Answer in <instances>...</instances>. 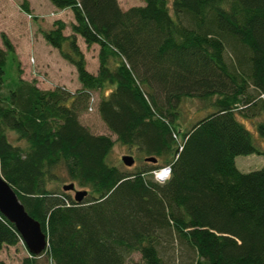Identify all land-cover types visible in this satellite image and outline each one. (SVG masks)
I'll use <instances>...</instances> for the list:
<instances>
[{
  "label": "trees",
  "instance_id": "trees-1",
  "mask_svg": "<svg viewBox=\"0 0 264 264\" xmlns=\"http://www.w3.org/2000/svg\"><path fill=\"white\" fill-rule=\"evenodd\" d=\"M47 1L72 12L70 34L56 19L42 36L75 67L79 88H40L22 77L5 33L0 45V171L47 235L46 249H26L21 264H126L134 252L167 264L168 238L193 251L192 264H264V166L235 164L264 156V0L127 9L118 0ZM20 7L31 15L27 2ZM78 37L98 46L95 73ZM93 92L110 134L80 121ZM188 98L205 101L206 114L180 132ZM115 142L157 161L121 170L108 162ZM166 165L169 177L156 180L152 171ZM66 178L87 188L81 201L49 187ZM20 241L0 213V249Z\"/></svg>",
  "mask_w": 264,
  "mask_h": 264
},
{
  "label": "rangeland",
  "instance_id": "rangeland-1",
  "mask_svg": "<svg viewBox=\"0 0 264 264\" xmlns=\"http://www.w3.org/2000/svg\"><path fill=\"white\" fill-rule=\"evenodd\" d=\"M27 2L30 14L21 9L20 4ZM122 9H127L134 5L143 4L142 0H118ZM142 2V3H141ZM48 3V4H47ZM56 19H61L66 23L64 34H70V23L73 15L70 10H57L53 8L47 0H0V45L2 46L1 35L6 34L14 46L15 55L20 63L22 77L28 80H35L39 87L54 88L60 86L74 92L79 88L75 67L66 61L59 53L58 49L49 45L42 36V31L51 27ZM78 44L84 53L86 67L91 72H96L97 45L87 47L84 41L78 37ZM16 67L9 57L6 63V72L15 75ZM40 75L46 77L43 81ZM41 80V83H40ZM36 82V84H37ZM104 93L107 90H103ZM99 93L93 92L90 99L92 109H87L81 114L80 121L86 125L91 132L96 134H110L105 124L97 112V102ZM89 105V106H90ZM207 104L198 98L185 99L180 107L178 122L181 123L180 132L186 130L191 122L206 114ZM112 138L115 136L112 135ZM132 155L135 163L132 166L123 164L121 157L123 155ZM145 155H139L136 151H129L124 146L115 142L108 156V162L118 166L124 171H134L137 168L146 166L151 163L144 160ZM246 156H238L237 161ZM258 158V157H256ZM247 171L258 169V166H242ZM71 183L67 178L62 181L51 182L50 188L60 189L65 184ZM76 189L86 190L87 188L79 187L75 184ZM72 196L73 190H66ZM89 196V195H88ZM164 258L167 264H192L194 257L193 251L187 245L180 243L177 239L168 238L163 242ZM27 255L24 244L20 241L14 246H4L0 249V260L5 264H21L22 258ZM126 264H144L140 259L138 252L132 253Z\"/></svg>",
  "mask_w": 264,
  "mask_h": 264
},
{
  "label": "water",
  "instance_id": "water-1",
  "mask_svg": "<svg viewBox=\"0 0 264 264\" xmlns=\"http://www.w3.org/2000/svg\"><path fill=\"white\" fill-rule=\"evenodd\" d=\"M121 160L124 165L132 166L135 159L132 155H123ZM145 161L155 163L157 159L153 156L146 157ZM63 190H73L74 199L81 201L86 195L87 190H78L74 183L65 184ZM0 213L12 222L17 229L21 242L29 253L38 255L47 246V235L41 228L38 220L33 218L25 209L18 198L13 187L4 179L0 171Z\"/></svg>",
  "mask_w": 264,
  "mask_h": 264
},
{
  "label": "crops",
  "instance_id": "crops-1",
  "mask_svg": "<svg viewBox=\"0 0 264 264\" xmlns=\"http://www.w3.org/2000/svg\"><path fill=\"white\" fill-rule=\"evenodd\" d=\"M50 3V2H49ZM48 4V3H47ZM50 5L52 6V4L50 3ZM53 8H55L54 6H52ZM56 9V8H55ZM58 10V9H57ZM65 10H68V9H65ZM60 11V10H59ZM63 11V10H62ZM40 78H42L41 80H45L46 77H43L42 75H40ZM41 80H40V83H41ZM37 82V81H36ZM37 86L38 85V82H37ZM42 88V87H40ZM43 89H48V88H45L43 87ZM50 89V88H49ZM257 140L260 142V144L264 147V139L263 138H257ZM238 157V156H237ZM258 157V158H256ZM235 164L237 166V168L240 170V171H243V172H246L243 167H240V165L244 166H258L257 168H260L262 166H264V156L262 155H257V154H251V155H247L245 158H241L240 161H237V158H235Z\"/></svg>",
  "mask_w": 264,
  "mask_h": 264
},
{
  "label": "built area",
  "instance_id": "built-area-1",
  "mask_svg": "<svg viewBox=\"0 0 264 264\" xmlns=\"http://www.w3.org/2000/svg\"><path fill=\"white\" fill-rule=\"evenodd\" d=\"M170 172H171V168L169 165H167L158 170L153 171V175L156 180L163 181L169 177Z\"/></svg>",
  "mask_w": 264,
  "mask_h": 264
}]
</instances>
